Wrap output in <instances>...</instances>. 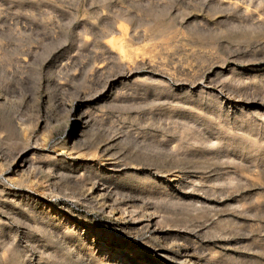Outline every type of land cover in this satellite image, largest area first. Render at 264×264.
I'll list each match as a JSON object with an SVG mask.
<instances>
[{"label":"rangeland","instance_id":"374dc122","mask_svg":"<svg viewBox=\"0 0 264 264\" xmlns=\"http://www.w3.org/2000/svg\"><path fill=\"white\" fill-rule=\"evenodd\" d=\"M154 247L264 264V0H0V264Z\"/></svg>","mask_w":264,"mask_h":264},{"label":"bare ground","instance_id":"6f19581e","mask_svg":"<svg viewBox=\"0 0 264 264\" xmlns=\"http://www.w3.org/2000/svg\"><path fill=\"white\" fill-rule=\"evenodd\" d=\"M164 35V34H163ZM112 84H109L108 85V88L111 86ZM82 103H84L83 101H82ZM80 107H81V105L78 103V105H76L75 107H74V109H73V114L78 110V109H80ZM74 115H76V119H78L79 121H80V123L81 124H84L85 122H83V120H84V118L82 117V116H77V114H74ZM66 140L67 139H65V141H64V144H63V147H60V148H68V146H67V144H66ZM69 147H71V146H69ZM71 149H72V147H71ZM71 149H70V151H71ZM24 151V150H23ZM22 151V153H20V154H18V156H17V159H16V161L12 164V168H10V170L11 171H13V170H16L17 171V169L19 168V169H24V172L26 171L25 170V167H27L28 165V167L29 168H32V166H31V164L32 163H28L27 161H26V159H24V152ZM59 151H61V150H59ZM65 151V150H64ZM60 154V153H59ZM61 154H63V153H61ZM65 155V154H64ZM65 157V156H64ZM27 167V168H28ZM28 168V169H29ZM111 169V168H110ZM113 169V168H112ZM112 169H111V171H112ZM116 169V168H115ZM114 170V169H113ZM75 171V170H74ZM26 174H27V172H26ZM67 174V173H66ZM71 174V173H70ZM76 176V175H75ZM116 189V188H115ZM113 190V189H112ZM101 191V190H100ZM97 192H99L98 191V189H97ZM115 194V193H114ZM103 196L105 195V192L102 194ZM108 196L110 195V194H107ZM113 195V194H112ZM102 196V197H103ZM105 198V197H104ZM111 198V197H110ZM116 210V209H115ZM124 211V210H123ZM119 218V217H118ZM118 220H116V222H117ZM134 223V222H133ZM122 224V223H121ZM125 226V225H124ZM124 228V227H123ZM127 228V227H126ZM137 228V227H136ZM120 229V228H119ZM128 250V249H127ZM152 250H153V252L155 253V254H157L159 257H161V258H163V259H165V260H169V262H171V263H169V264H186V263H188V262H190L191 260L188 258V256L189 255H187L186 253V255H182V256H177V257H171L170 255H169V251H167L166 249H164V248H162V247H158V248H156V247H154V248H152ZM185 252V251H184ZM115 254V253H114ZM112 257V256H111ZM124 258V257H123ZM129 263V262H128Z\"/></svg>","mask_w":264,"mask_h":264}]
</instances>
